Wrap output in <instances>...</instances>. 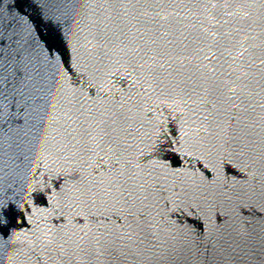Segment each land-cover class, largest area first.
Wrapping results in <instances>:
<instances>
[{
	"label": "water",
	"instance_id": "obj_1",
	"mask_svg": "<svg viewBox=\"0 0 264 264\" xmlns=\"http://www.w3.org/2000/svg\"><path fill=\"white\" fill-rule=\"evenodd\" d=\"M0 264H264V0H0Z\"/></svg>",
	"mask_w": 264,
	"mask_h": 264
}]
</instances>
